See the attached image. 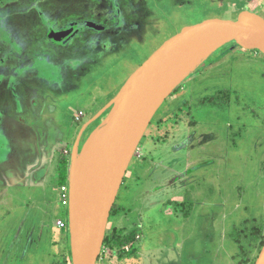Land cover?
Masks as SVG:
<instances>
[{"label":"rangeland","instance_id":"374dc122","mask_svg":"<svg viewBox=\"0 0 264 264\" xmlns=\"http://www.w3.org/2000/svg\"><path fill=\"white\" fill-rule=\"evenodd\" d=\"M1 4L0 264H51V238L69 229L59 174L68 176L74 147L107 123L130 75L184 27L242 11L264 18V0H28L11 14ZM69 20L84 28L53 46L48 39ZM114 204L101 264L128 255L140 257L126 264H252L264 239L259 50L229 42L191 69L152 118ZM241 227L248 235L258 227L260 237L234 238ZM119 231L137 246L111 244ZM28 233L25 259L12 257Z\"/></svg>","mask_w":264,"mask_h":264},{"label":"water","instance_id":"95a60500","mask_svg":"<svg viewBox=\"0 0 264 264\" xmlns=\"http://www.w3.org/2000/svg\"><path fill=\"white\" fill-rule=\"evenodd\" d=\"M73 30L55 36L56 40L65 39ZM229 42L245 50L257 49L264 55V18L242 11L235 21L210 19L184 27L126 80L114 100L108 117V120L111 117L108 134L80 208L71 207L69 194L67 220L71 264H96L110 213L130 162L164 99L191 71L173 86L181 64L200 49L204 53L201 62ZM75 149L68 171L69 192ZM254 264H264V244Z\"/></svg>","mask_w":264,"mask_h":264},{"label":"bare ground","instance_id":"6f19581e","mask_svg":"<svg viewBox=\"0 0 264 264\" xmlns=\"http://www.w3.org/2000/svg\"><path fill=\"white\" fill-rule=\"evenodd\" d=\"M203 55L204 53L202 49L196 50L184 60L179 71L174 76L172 82L173 86L179 83L183 76L187 74L191 68L203 58ZM110 123L111 117L105 126L94 129L90 136L84 141V143L81 144L80 148L75 149L73 166L70 168L71 178L69 182L70 203L73 209L80 208V205L85 197L88 186L99 161Z\"/></svg>","mask_w":264,"mask_h":264},{"label":"crops","instance_id":"0c3cea01","mask_svg":"<svg viewBox=\"0 0 264 264\" xmlns=\"http://www.w3.org/2000/svg\"><path fill=\"white\" fill-rule=\"evenodd\" d=\"M49 159V158H48ZM45 160V159H44ZM42 161V160H41ZM47 164H48V162H47ZM176 178H174L172 181H174V182H171V181H169L171 184H175L176 183ZM58 187H59V185H58ZM57 190H58V188H57ZM173 203H175V204H178V203H182V202H179V201H175V202H173ZM139 227L140 226H137V234H138V229H139ZM69 236V235H68ZM68 236L67 237H62V239H59V238H56L55 236H53L52 238H51V243L49 244V245H51V249H50V251H51V253L50 254H48V255H53L54 257H53V259H52V262H51V264H55V263H59L58 262V257H60V258H62L63 259V257H64V255L66 256V247H67V242H69L68 240ZM29 237H31V235H30V233H28L27 234V236H26V234H25V238H24V240L22 241H18L19 239H15L16 241L13 243V248H15V252H13V256L12 257H14V258H17L18 260H23V259H25V251H23V249H27V248H29V246H30V243L32 242V240L31 239H29ZM137 241H135V242H133V243H131L130 245H131V247L133 246V247H136L137 246ZM143 245V244H142ZM24 246V247H23ZM239 252V251H238ZM63 253V254H62ZM116 256V255H115ZM128 257H130L129 259H135V261H138V259H139V257L140 256H135V257H132V256H126L125 258H116V257H114V258H116L115 260H117L118 262H120L121 264H126V263H129V260L128 261H126L127 259H128ZM137 259V260H136Z\"/></svg>","mask_w":264,"mask_h":264},{"label":"trees","instance_id":"16d2710c","mask_svg":"<svg viewBox=\"0 0 264 264\" xmlns=\"http://www.w3.org/2000/svg\"><path fill=\"white\" fill-rule=\"evenodd\" d=\"M221 94H219V96H220ZM68 176H66L65 174H59V186H61V185H64V184H66V182H68V178H67ZM115 205V204H114ZM114 205H113V207H112V210H111V213H110V216L111 215H113V211H114ZM247 230L248 229H242V227L241 228H239V229H236V230H234L233 231V233H235V237L234 238H244V240H247L248 241V243L249 242H252V241H256L259 237H260V229L258 228V227H256V228H254V229H252V233L253 234H247ZM121 232V233H120ZM133 232V231H132ZM125 233V234H124ZM233 238V239H234ZM132 240H134V235L132 234V233H129V231H127V232H122V231H119V233L117 232V233H115L114 232V234H113V236H112V240H110V243L111 244H113V243H115L116 242V245L118 246V247H124L125 245H128L129 243H131L132 242ZM106 240L104 241V243H103V246L105 247V245H106ZM113 242V243H112ZM263 244H264V239L262 240V241H260V243H259V246H260V250H261V248H262V246H263ZM260 252V251H259ZM122 256V255H121ZM129 256V255H128ZM256 258L257 257H255L254 258V261L252 262V264H254L255 263V260H256ZM69 259H67V257L64 255V257H63V261L60 263H58V264H64L65 263V261H68Z\"/></svg>","mask_w":264,"mask_h":264},{"label":"flooded vegetation","instance_id":"af4514ba","mask_svg":"<svg viewBox=\"0 0 264 264\" xmlns=\"http://www.w3.org/2000/svg\"><path fill=\"white\" fill-rule=\"evenodd\" d=\"M28 0H8V2L10 3L8 6V8L10 9V14H11V12H13V10H11V8H14L17 4L18 5H22L23 7H25L24 5H25V3L27 2ZM2 3V0H0V5H2L1 4ZM116 5V4H115ZM7 7V6H6ZM26 8H28L27 6H26ZM1 10H2V8H0ZM29 9H32V8H29ZM55 9V8H54ZM57 10V9H56ZM69 10H70V12H74L70 7H69ZM34 10H26L25 12H23V15H26V14H29L30 15V13L31 12H33ZM26 12H28V13H26ZM57 13V12H56ZM18 14H14V16H10L9 18H10V20L12 19L11 17H16ZM62 16H63V14H61ZM47 15L44 13V14H40L39 16H38V19H39V23H40V26H42V27H44L45 26V24H46V22H47V17H46ZM33 17L35 18V19H37V16L34 14L33 15ZM64 17V16H63ZM71 17V14H70V16H68V18H70ZM0 18H1V14H0ZM73 19H76V17H72ZM4 21H5V17H4ZM31 22H33L34 21V19H33V21L32 20H30ZM46 21V22H45ZM35 23V22H34ZM7 24V23H6ZM79 25V24H78ZM1 26V25H0ZM6 27V26H5ZM72 28H74V30H73V32L69 35V36H67L65 39H61V40H63L62 41V44L61 45H63V44H67V43H69V41L71 40V39H73L74 37H75V35H78L79 34V32H80V30H82L83 28L81 27V26H73L72 24H71V21L69 20L68 22H66V24L63 26V27H61L60 28V30H62V31H60V32H57V30H55L54 31V33H58V34H61V33H63V32H65V31H68V30H70V29H72ZM5 30H7V28H4ZM51 34V33H50ZM17 35V34H16ZM0 36H1V38L3 39V35L0 33ZM47 37V36H46ZM5 38V37H4ZM49 40V43H51L53 46H57L58 44H60V43H58L57 42V40L56 41H54L53 39H48ZM43 45H44V43H43ZM59 46V45H58ZM13 53H15V52H13ZM1 76V75H0Z\"/></svg>","mask_w":264,"mask_h":264},{"label":"built area","instance_id":"2783aa9c","mask_svg":"<svg viewBox=\"0 0 264 264\" xmlns=\"http://www.w3.org/2000/svg\"><path fill=\"white\" fill-rule=\"evenodd\" d=\"M58 201L60 202L62 207L67 208L69 204V187L68 184H64L58 187ZM57 228L63 229L66 228L67 222L63 220H57L55 223ZM105 247H102L100 256L96 262V264H101V260L103 255L105 254ZM64 264H71V260L65 261Z\"/></svg>","mask_w":264,"mask_h":264}]
</instances>
